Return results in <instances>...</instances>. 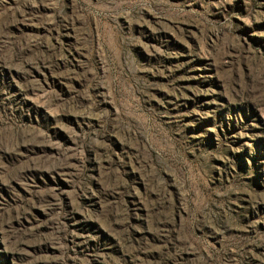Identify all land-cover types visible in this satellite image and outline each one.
Here are the masks:
<instances>
[{
    "label": "rangeland",
    "instance_id": "rangeland-1",
    "mask_svg": "<svg viewBox=\"0 0 264 264\" xmlns=\"http://www.w3.org/2000/svg\"><path fill=\"white\" fill-rule=\"evenodd\" d=\"M0 264H264V0H0Z\"/></svg>",
    "mask_w": 264,
    "mask_h": 264
}]
</instances>
